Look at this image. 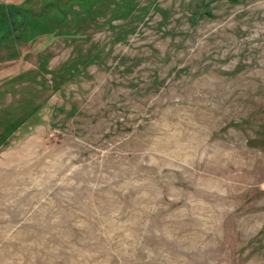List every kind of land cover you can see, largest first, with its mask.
<instances>
[{"label":"rangeland","instance_id":"rangeland-1","mask_svg":"<svg viewBox=\"0 0 264 264\" xmlns=\"http://www.w3.org/2000/svg\"><path fill=\"white\" fill-rule=\"evenodd\" d=\"M0 20V264H264V0Z\"/></svg>","mask_w":264,"mask_h":264},{"label":"trees","instance_id":"trees-1","mask_svg":"<svg viewBox=\"0 0 264 264\" xmlns=\"http://www.w3.org/2000/svg\"><path fill=\"white\" fill-rule=\"evenodd\" d=\"M0 22H1V20H0ZM0 24H1V23H0ZM5 26H6V25H5ZM1 27H2V26H1ZM1 27H0V28H1ZM9 27H10V25H9ZM4 40H5V39H4ZM4 40H3V41H4ZM8 40H9V39H8ZM22 124H24V122L17 123V124H15V126H8V129H7L6 134H7V135H8V134L10 135V133H12L14 129L19 128V126H21ZM7 135H6V136H7ZM6 136H5V137H6ZM1 146H3V145L0 143V147H1Z\"/></svg>","mask_w":264,"mask_h":264}]
</instances>
